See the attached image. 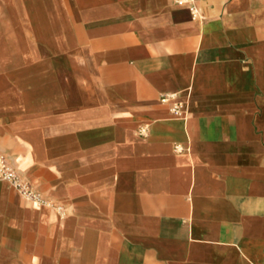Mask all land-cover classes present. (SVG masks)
Masks as SVG:
<instances>
[{
	"label": "crops",
	"instance_id": "0c3cea01",
	"mask_svg": "<svg viewBox=\"0 0 264 264\" xmlns=\"http://www.w3.org/2000/svg\"><path fill=\"white\" fill-rule=\"evenodd\" d=\"M195 5L0 0V264L264 263V0Z\"/></svg>",
	"mask_w": 264,
	"mask_h": 264
},
{
	"label": "built area",
	"instance_id": "2783aa9c",
	"mask_svg": "<svg viewBox=\"0 0 264 264\" xmlns=\"http://www.w3.org/2000/svg\"><path fill=\"white\" fill-rule=\"evenodd\" d=\"M179 5H188L194 16H197L198 10L195 5V0H174ZM168 96H163L162 100H167ZM143 128L142 131H145ZM0 179L9 182L11 186L16 188L23 196L29 200L40 201L41 195L32 186L23 179L16 169L5 162L0 156ZM264 264V263H263Z\"/></svg>",
	"mask_w": 264,
	"mask_h": 264
}]
</instances>
